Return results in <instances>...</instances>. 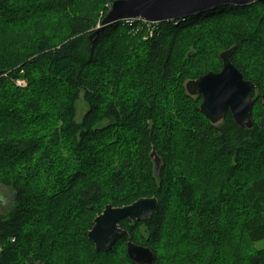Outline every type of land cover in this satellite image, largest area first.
<instances>
[{
    "label": "trees",
    "instance_id": "trees-1",
    "mask_svg": "<svg viewBox=\"0 0 264 264\" xmlns=\"http://www.w3.org/2000/svg\"><path fill=\"white\" fill-rule=\"evenodd\" d=\"M77 1L0 0V187L11 193L0 211V264H136L128 240L151 248L152 264H264L256 246L264 241V61L237 56L264 46V3L153 24L121 20L92 40L98 13L76 16ZM101 1L107 14L116 0ZM256 6L252 28L226 24ZM49 17H64V29L48 27ZM24 26L36 35L31 44ZM209 42L234 48L232 61L257 83L252 128L231 111L213 125L202 96L187 93L185 80L222 69L217 52L206 68L188 66ZM185 47L195 52L183 63ZM80 98L88 110L78 121ZM144 197L159 200L153 216L121 221L129 237L96 251L95 218Z\"/></svg>",
    "mask_w": 264,
    "mask_h": 264
},
{
    "label": "water",
    "instance_id": "water-1",
    "mask_svg": "<svg viewBox=\"0 0 264 264\" xmlns=\"http://www.w3.org/2000/svg\"><path fill=\"white\" fill-rule=\"evenodd\" d=\"M264 0H116L102 20V26L94 31L95 40L106 27L125 19H138L151 23L178 20L210 11L225 5L247 6ZM234 48L220 54L222 69L209 71L197 79L189 80L187 93L202 96L201 112L210 123L221 122L231 111L240 127L252 128L253 93L258 85L244 78L241 70L232 61ZM156 174L159 175L162 160L156 151L152 152ZM159 208L156 197L140 198L134 203L122 207L109 204L94 220L88 237L96 251L109 252L118 240L128 238L129 231L121 226V221H141L149 219ZM127 255L136 264H152L155 254L151 248L127 241Z\"/></svg>",
    "mask_w": 264,
    "mask_h": 264
},
{
    "label": "rangeland",
    "instance_id": "rangeland-1",
    "mask_svg": "<svg viewBox=\"0 0 264 264\" xmlns=\"http://www.w3.org/2000/svg\"><path fill=\"white\" fill-rule=\"evenodd\" d=\"M257 8L255 9V12H251L249 14H251L250 16H234V17H228L226 19L225 22H227L226 24H231L232 27L231 29H238L240 26H242L241 24H243L244 26H248L249 24L252 25L250 28H252L255 24H256V20L255 19H258L261 17V12H262V9L261 7H258L256 6ZM256 11H258V14H255ZM75 13L76 16L80 15V14H95V13H98V17L96 16V23H95V27H93L92 29H98L102 26V20L103 18L106 16V13L103 9V6H102V1L101 0H78L73 8V10L71 11V13ZM255 16H254V15ZM263 16V15H262ZM57 21H55V17H49V18H46V19H43L44 22H52L50 23L49 25H47L48 27H50L51 29H55V30H63L64 27H63V19L64 17H56ZM251 19V20H250ZM29 22V20H28ZM27 22V23H28ZM47 22V24H48ZM30 24V22H29ZM33 26L34 25H31L32 29H33ZM243 26V27H244ZM28 27L27 26H24L22 28H19L18 30H27V32L25 34H23L22 36H24V42H29L31 44L32 41H34L33 39L35 38V34L32 35V37H30L29 35L32 34L33 32L32 31H29L31 29H27ZM248 28V29H250ZM154 28H151V30H146V33L149 34L150 31H153ZM13 32V29H9V31L7 33H11ZM54 31H49L48 33H52ZM52 35V34H51ZM151 35V33L149 34ZM29 45V44H27ZM203 45V44H202ZM200 45V46H202ZM202 51H201V55L198 57H196L193 61H191L189 63L188 66H190L193 62H197L198 64L194 65V67L196 68L197 66L201 65V66H204L203 68H206L208 67V65H210L214 59L216 58L215 57V54L216 52L220 55L222 54V51H218V46L217 45H214L212 43L209 42V45H207V43L205 45L202 46ZM201 50V49H199ZM189 52H195V49L193 48H187L185 47L183 49V53L182 55H180V58L178 59L179 61L181 62H185V58L187 53ZM238 58L241 60V61H255L256 60H262L264 61V46H259L257 48H251V47H248V49L245 51H242L241 53H239L238 55ZM187 66V69H188V73L189 74H192L194 69L195 68H188ZM189 80H185L184 84H186ZM16 85L20 88H24L28 85V82L26 79H17L16 80ZM193 97H196V96H193ZM264 101V99H263ZM88 110V106L87 104L85 103V101L83 100V98H80L79 101L77 102V120L78 121H81L84 114L86 113V111ZM221 123V122H219ZM219 123L217 124H213V125H218ZM261 150V156L264 157V147ZM261 157V158H262ZM233 195V194H232ZM234 197H232L233 199ZM224 203H227L225 206L227 207L228 206V213L231 215V211H230V208L232 209V202L231 201H226ZM10 204H11V193L10 191L6 188V187H0V211L3 212V213H6L7 210L10 208ZM224 206V207H225ZM218 208V206H217ZM220 209V208H219ZM171 223V222H170ZM256 246L257 248H263L264 247V241H261L259 243H256ZM118 253H115V255L117 256ZM244 264V263H242Z\"/></svg>",
    "mask_w": 264,
    "mask_h": 264
},
{
    "label": "built area",
    "instance_id": "built-area-1",
    "mask_svg": "<svg viewBox=\"0 0 264 264\" xmlns=\"http://www.w3.org/2000/svg\"><path fill=\"white\" fill-rule=\"evenodd\" d=\"M183 19V18H182ZM126 21H128V22H132L133 20H135V19H125ZM145 22H147V21H145ZM147 23H149V24H153V23H151V22H147Z\"/></svg>",
    "mask_w": 264,
    "mask_h": 264
}]
</instances>
